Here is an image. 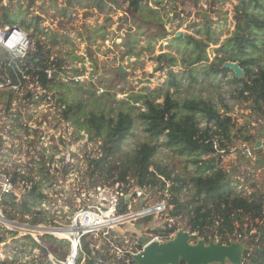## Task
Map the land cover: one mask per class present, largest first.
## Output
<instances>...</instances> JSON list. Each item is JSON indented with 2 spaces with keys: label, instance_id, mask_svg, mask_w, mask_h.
Here are the masks:
<instances>
[{
  "label": "rangeland",
  "instance_id": "1",
  "mask_svg": "<svg viewBox=\"0 0 264 264\" xmlns=\"http://www.w3.org/2000/svg\"><path fill=\"white\" fill-rule=\"evenodd\" d=\"M99 1L104 2L102 8L98 7ZM116 1L0 0V20L4 21L6 15H11L15 21L14 26L19 27L21 22L30 26V30L21 29L30 37L35 33L36 37H31L32 41L35 43L40 40L47 50H51L53 57L61 59L65 74L69 77L80 75L91 77L93 81L91 84L86 81L84 83L65 82L69 83V86L60 93H51L54 100L49 105L56 106L58 109L59 100L63 97L64 102L75 104L82 101L85 111L105 112L111 118H115L120 111L127 110L126 103H131L135 107L133 111L130 109L135 119V130L134 134L128 137L122 145L125 152H132L140 143L150 140L140 120L137 119V115L144 110L141 97L150 95L152 91L170 90L175 101L207 100L221 111H228L238 126L248 127L257 143H262L263 152L262 154L256 153L255 158L251 159L245 158L239 152L229 154L222 159L221 166L226 171H230L234 179L239 181V190L253 192L256 188L254 185H257L264 191V164L260 167L255 165L257 158L264 161V131L261 130L263 123L259 113L256 110L252 111L251 103L239 95L232 97L229 103H226L225 86L229 88V92H235L236 89H240L241 85L234 82L235 75L232 70L227 75L216 73L220 69L222 56L227 50L224 44L233 35L237 25L236 8L245 2L251 3V0H244L243 3L240 0H147L144 3L145 13L161 18L168 33L165 39L161 38L163 31L160 24L142 22L137 14L129 10L128 4L122 0ZM259 1L264 3V0ZM250 10L264 19V9L258 12L250 6ZM207 15L210 17L208 18ZM35 17L41 18L38 28L44 30V34L36 31L37 23L33 20ZM204 17L213 21L212 35L215 41L210 43L206 49L208 60L192 64L196 53L194 45L177 42L176 34L190 35L206 42V38H202L198 33L206 31L202 20ZM194 25L198 26L194 27ZM259 47L261 48L260 53L256 54V51L250 53L259 57L253 69L264 62V31L260 35ZM162 55L166 56V61L161 58ZM172 59L175 66H171ZM236 64L239 63L236 62ZM120 68L125 71L124 74L119 72ZM1 69L0 66V71ZM171 71L176 74L175 87L171 86L169 74ZM29 88H32L31 84L23 83L19 91L23 90L24 96L15 95L13 98L16 113L22 114L21 121L33 127L35 124H42L41 131H45L44 133H48L50 137L53 134L58 137L59 132L64 134L62 121L59 122L57 118L59 116H54L57 115V110H50L47 103L40 99L33 104ZM4 92L5 90L1 93ZM156 103L164 105V96L158 98ZM0 104H4L1 95ZM56 124L58 127L53 132ZM80 137L82 141L92 140V155L93 158L97 157L102 144L100 139L85 132H82ZM18 139L5 138L0 155L24 159L27 151H30L31 157L35 154L38 157L42 148L41 144L46 142L38 138L35 145L30 146L28 142H25L18 146L19 142L15 145ZM23 139L30 141L26 136ZM19 141L22 142V140ZM240 142L239 140L236 145ZM164 143V138L156 142L159 148L153 159L154 167L157 165L166 167L173 178L176 175L183 176L184 183L188 186L190 179L200 171L199 164L195 162H204L212 157V155L199 153L180 155L173 150L168 152L165 151ZM26 167L29 170V167ZM87 168L86 160H79L75 164V169L85 173ZM37 169H34L33 176L35 177ZM69 177L60 175L56 178L57 181H54L57 185H60L61 181L65 184V180L73 183L75 177ZM83 180L92 181L88 174ZM167 185L170 188L171 183ZM155 195L158 196V193ZM174 224H176L177 233L185 230L186 223L181 217L175 218ZM248 225L252 227V223ZM127 229L130 234L139 235L133 228ZM144 232L143 230L141 234ZM2 235L6 242L0 245V264L3 260L8 261L9 264H53L48 253L54 254L52 249L56 246L59 254L60 248L64 249L60 243L54 242L51 238H45L41 242L48 245V251L45 249L34 251L31 241L23 238L24 236L17 234L13 237L11 234H4L0 228V236ZM198 241L193 238L190 242L196 245ZM236 254L240 255L241 252L237 249ZM219 264L232 263L226 260Z\"/></svg>",
  "mask_w": 264,
  "mask_h": 264
},
{
  "label": "trees",
  "instance_id": "2",
  "mask_svg": "<svg viewBox=\"0 0 264 264\" xmlns=\"http://www.w3.org/2000/svg\"><path fill=\"white\" fill-rule=\"evenodd\" d=\"M122 1L128 4L129 10L137 14L142 22L160 24L163 31L161 38L167 37L168 33L161 18L145 13L144 3L147 0ZM103 4L104 2L99 1L98 7L102 8ZM250 6L258 12L264 9V3L259 0H251V3L245 2L237 6V25L233 35L224 44L227 50L222 56L220 69L216 73L227 75L231 70L224 68V65L227 62L239 63L244 76L240 79L234 76V82L241 85L237 94L251 103L252 111L256 110L259 113L263 123L261 130L264 131V62L253 69L259 57L250 54L253 51H256V54L261 51L259 42L260 35L264 31V19L251 11ZM33 20L37 23L36 31L44 34V30L38 28L41 18L35 17ZM202 20L206 31L198 33L202 38H206V42L190 35L175 38L177 42L194 45L196 53L192 64L207 61L206 49L215 41L212 35L213 21L205 17ZM14 25L15 21L11 15H6L4 21L0 20V28ZM18 26L26 30L31 28L24 22L19 23ZM197 26L194 25V27ZM31 37L35 38L36 34L34 33ZM8 57V53L0 52V63H4L1 75L11 79L12 84L18 82L17 76L22 78L25 73L38 75L40 86L51 93H60L69 86V83H65L64 78L61 77V74L66 73L62 60L53 57L51 50H47L40 40L35 42V48L28 55L25 67L17 61L12 68L9 66ZM171 66H175L173 59ZM49 68L55 71L51 79L45 72ZM169 74L171 86L175 87L176 74L172 71ZM162 96H164V105L157 104V99ZM1 97L5 107L9 108L15 92L7 89ZM60 100L59 103L66 107L63 113L65 119L71 120L79 131H85L102 142L101 153L97 152L98 156L91 162L92 184L113 185L132 180L141 188L151 187L156 196L158 192H164L167 184L171 183L169 191L170 204L174 206L172 214L173 216L182 214L186 219L187 229L204 238L207 244L218 242L221 245H236L243 254L246 264H264V191L257 185H254L256 188L253 192L239 190V181L234 179L230 171H226L221 166L222 159L230 154L229 149L239 140L250 144L254 148L255 156L256 153L262 154L263 146H257L258 143L250 134L248 127L238 126L228 111L222 112L215 104L207 100L179 102L173 99L170 90H155L150 92V95L141 97L144 110L137 115L150 140L140 143L132 152H125L122 145L135 130V119L130 111V109L133 111L135 107L131 103H126L127 110H122L115 118H111L105 112L85 111L82 101L69 104L67 101L64 102L63 97ZM204 122L207 125L214 123L217 131L222 135L221 149L226 150L223 158L215 153L212 146L204 143L210 131L209 127L202 128ZM161 138L165 140L163 145L166 149L180 155L196 153L212 155L207 161L195 162L199 164L200 171L189 181L190 200L184 204L179 202L182 190L188 186L184 183L183 176L176 175L173 178L166 167L158 165L154 167L153 159L159 148L156 142ZM0 139H2L1 136ZM256 160L257 167L264 164V161L259 158ZM44 168L43 165L41 170ZM27 180L30 181L31 178L27 177ZM42 200L43 195L39 192L37 185H33L23 200L22 208L30 212ZM189 206L192 207L193 214L189 211ZM150 220L151 218H147L145 222L149 223ZM251 223L252 227H249L248 224ZM246 225L248 226L245 228ZM156 233L161 234L163 231ZM32 247L37 248L38 245L32 243ZM52 251L61 258L66 255L59 254L57 246ZM87 264H93V261H88ZM180 264L186 263L181 261Z\"/></svg>",
  "mask_w": 264,
  "mask_h": 264
},
{
  "label": "built area",
  "instance_id": "3",
  "mask_svg": "<svg viewBox=\"0 0 264 264\" xmlns=\"http://www.w3.org/2000/svg\"><path fill=\"white\" fill-rule=\"evenodd\" d=\"M34 48L35 43L20 27L0 28V52L9 54L8 63L12 68L17 61L25 67L28 55ZM2 64L4 63H0L1 71ZM1 71L0 78L6 83L0 84V95L3 94L1 93L3 90L12 89L15 95L24 96L25 92L19 91L20 88L23 87V83L31 84L32 88H29V91L32 93V103L35 104V101L40 99L47 103L50 110H57V115L54 116H59L57 118L59 122L62 121L65 130L64 134L59 132L58 137L54 134L50 137L48 133L41 131L42 124H35L33 127L23 123L20 119L22 114H17L13 107V100L9 108L0 104V131H4L0 132L2 138L0 149L5 138H22L15 142V145L20 143L18 146L25 142H28L30 146L35 145L38 138L46 141L41 144L42 148L38 157L35 153L36 157H31L30 151H27L24 159L0 155V228L4 234H11L13 237L17 234L24 236L23 238L31 241V245L32 243L38 245L37 248L32 247L34 251L36 249L48 251V245L43 244L41 240L52 238L64 248H60V253L66 254L64 258H61L48 253L53 264H87L91 260L93 264H139L136 257L142 255L149 245L167 244L176 238L179 232L177 233L173 220L181 217L186 223V219L182 214L173 216L174 206L170 204L171 193L168 185L164 192H158V196H154L151 187L141 188L132 180L113 185L85 182L83 180L85 175L88 174L91 178V162L94 159L92 140L80 139V134L85 131H79L71 120L65 119L64 105L58 103V109L56 106L49 105L53 102L54 96L40 86L38 75L25 74L22 78L17 76L18 82L12 84L11 79L1 75ZM45 72L51 79L55 71L49 68ZM61 77L65 82L70 83L86 81L91 84L93 82L89 75ZM225 90H227L224 94L225 102L229 103L232 97L238 96L237 92L240 89L229 92V88L225 86ZM57 127L58 124L53 127V132ZM206 127H209L210 131L204 143L212 146L215 153L223 158L226 150L221 149L222 135L217 131L214 123L207 125L204 122L202 128ZM24 136L30 141L24 140ZM259 146H262V143ZM166 150L169 152L168 149ZM98 152L101 153V150ZM229 152L230 154L239 152L247 159L255 156L254 148L246 142H240L231 147ZM79 160L87 161L86 173L75 169V164ZM43 165L45 168L41 170ZM35 168H38L35 172L38 180L33 176ZM16 175L17 178H15ZM60 175L75 177V180L73 183L65 180V184L61 181L60 185H57L55 181ZM27 177L31 180H27ZM33 185H37L43 200L27 212L22 208L23 200ZM189 187L190 185L185 186L182 190L179 198L181 204L190 200ZM189 211L193 214L191 206ZM147 218H151L149 223L145 222ZM129 227L136 230L139 235L130 234L127 229ZM143 230L145 232L141 234ZM161 230L163 233H156ZM180 232L188 233L191 241L193 238L199 240L198 242L204 241V238L197 236L187 227ZM0 239H2L0 245L6 242L4 235L0 236ZM3 262L9 264L6 260ZM242 264H246L245 258Z\"/></svg>",
  "mask_w": 264,
  "mask_h": 264
},
{
  "label": "water",
  "instance_id": "4",
  "mask_svg": "<svg viewBox=\"0 0 264 264\" xmlns=\"http://www.w3.org/2000/svg\"><path fill=\"white\" fill-rule=\"evenodd\" d=\"M241 3L244 0H240ZM209 18L210 15H207ZM181 34H176V38ZM161 58L166 61V56ZM225 68L232 70L236 78L244 76V71L239 64L227 62ZM119 72L124 74L125 71L120 68ZM6 82L0 78V84ZM258 142L257 146H259ZM191 236L188 233L180 232L176 238L167 243L159 245L157 243L149 245L142 255L136 257L139 264H180L184 261L186 264H219L229 260L232 264H242L243 254L237 255L236 245H221L219 243L198 242L196 245L190 244Z\"/></svg>",
  "mask_w": 264,
  "mask_h": 264
}]
</instances>
